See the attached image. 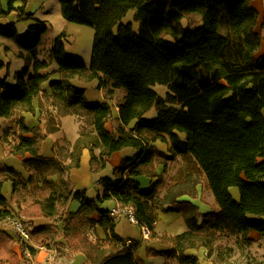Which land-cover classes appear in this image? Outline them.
Segmentation results:
<instances>
[{"label":"trees","instance_id":"16d2710c","mask_svg":"<svg viewBox=\"0 0 264 264\" xmlns=\"http://www.w3.org/2000/svg\"><path fill=\"white\" fill-rule=\"evenodd\" d=\"M16 1L7 0L8 11L17 9L21 17L31 19V14L13 6ZM58 2L65 20L94 28L89 66L66 53L64 33L54 38L49 49V57L61 74L60 79L49 81L51 97L65 110L64 114L83 112L90 124V132L80 131L73 144L71 164L67 167L79 166L85 147L92 161L96 160L101 167L116 151L129 147L136 150L134 156L124 158L114 169V182L110 178L101 179L103 191L95 199L88 198L83 191L70 189V200L79 201L78 208L62 219L63 234L71 249L83 254L91 264H143L137 253L138 244L126 245L115 232L116 220L108 210L98 207L106 199L133 208L139 226L146 227L152 237L156 236L154 226L160 211L181 214L187 229L171 237L161 236L172 247L146 252L151 256L175 257L178 264H199L195 256L186 255L185 251L199 248L211 251L218 231L240 236L244 241H250L249 231L264 235V54L255 56L262 39L256 30L259 13L252 0ZM131 9L135 10L137 31L131 21L122 22ZM184 13H198L202 25L181 26ZM32 20L24 37L18 35L15 23L0 22V37L12 40L20 56L26 52L25 65L16 71L14 85L0 76V117H10L17 107L33 113L32 102L48 79L47 74L39 72L48 62L36 57V48L48 26L43 20ZM222 26L227 30L225 34L221 33ZM165 31H169L171 39L160 36ZM3 49L8 51L9 47ZM4 66L0 59V70ZM87 72L89 79L105 78L110 82L106 95L116 89L125 91L123 101L117 104L120 125L115 132L105 125L113 109L107 99L110 96L102 102L89 103L84 89L71 82V78ZM160 85L166 89L164 95L156 91ZM153 107L156 115L145 117ZM19 126L16 154L29 152L35 161H55L39 157L44 136L35 133L24 136L32 130L23 118L19 119ZM156 140L168 143L169 157L151 145ZM94 148L99 149L98 154ZM156 155L181 156L185 161V170L172 178L160 198L157 196L162 182L160 172L141 169ZM32 159L25 161L33 162ZM40 171V181L54 186L56 182L48 179L54 172ZM145 173L151 178L148 188H142L136 179ZM201 178L219 207L216 211L200 214L190 201L178 200L183 195L195 197V187ZM1 186L2 181L0 222L12 217L5 207ZM232 187L239 191V198L233 197ZM63 197L64 194L51 190L43 201H35L18 214L51 219ZM52 226L34 227L28 230V235L42 241L44 234L50 237ZM96 227L105 232L104 239L93 241L89 237V231L96 233ZM24 246L33 251L21 236L0 231V264H18L14 249Z\"/></svg>","mask_w":264,"mask_h":264},{"label":"crops","instance_id":"0c3cea01","mask_svg":"<svg viewBox=\"0 0 264 264\" xmlns=\"http://www.w3.org/2000/svg\"><path fill=\"white\" fill-rule=\"evenodd\" d=\"M39 1L42 2V4L46 2V0H39ZM27 4H28V0H18L15 3H13V6L15 8L21 7L26 14H31V19H24V17H21L17 9L8 11L7 0H0V22L15 23L18 35L20 37H24L28 25L33 21L32 19H40L47 22L45 18L38 17L36 15V11L30 10ZM252 5L258 10V8L254 3V0H252ZM42 39H43V35L36 48L37 51L36 57L38 60H46L48 62V66L46 68L39 70L41 74H47L48 79H46L42 83V91L32 102L34 112L31 113L28 111H24L21 107H17L10 117H0V181H2L1 193L6 198L5 207L11 211L12 216L14 215L13 211L18 212L19 210L27 208L35 201H39V200L43 201L51 191V189L48 191L47 184L40 181L39 177H38L39 179H37L38 181H36V176L39 175V173L41 172L39 167H37L36 163L32 164L31 161L29 162L25 161L26 159H32L33 158L32 155L29 152H25L23 155L16 154L14 152L15 150L14 145L17 144L19 141V134H20L19 119L23 118L26 126L32 130V132L24 133V136H33V133L39 136H44V139L41 142V148L39 153V157L42 158H54L55 160V158L59 156V153L61 151V150L58 151V147H60L62 142L64 141L66 142L67 147H70L66 155V161H68L67 163L71 162L72 160L71 152L73 149V144L79 137V125L76 122L77 120L76 116L72 114L60 116L59 122L58 124H56V128H57L56 131L48 132L47 130V121H46L47 117L51 118L49 121H52L53 117H57L56 109L58 106L57 102H55L51 97V90L49 89L48 84L50 80L60 79L61 74L59 72L56 62L54 60H51L49 57V49L51 48L52 43L49 46L47 47L44 46L42 48L43 57H40L39 47L41 46ZM0 41H4V42H0V47L1 46L2 48L3 46L10 47L8 51H4L5 57L7 58L8 52L12 51V46H11L12 44H10V42L5 38H0ZM2 43H4L5 45H3ZM15 49H16L15 53H17L18 56L17 58L21 60V64H22L21 66L24 67L25 65L24 56L26 55V52H23V55L20 56L19 48L17 47ZM260 49H261V45L258 48V50L255 52L256 57L264 54V49L261 50ZM3 61L8 69V66L10 65L11 62L8 61L7 59H4ZM23 67H21L20 70H22ZM87 75L88 72L85 73L84 75L75 76L71 78L72 84L78 88L84 89L85 96L87 89L93 90L96 88L98 89L99 92L100 102L106 100V97H104V91L108 87H110V82H108L105 78L89 79ZM118 91H121L122 97L120 98L119 102L114 103L113 98L115 93ZM164 93L161 95H164ZM109 96L110 98L107 99L113 108L111 114L112 117L110 116L107 119L105 125L110 131L115 132L116 128L120 125V122L117 118L118 116L117 104L123 101V98L125 96V91L123 89H116ZM109 121L110 122L113 121L114 128L109 126L108 123ZM132 125L133 123L128 125L126 129H128ZM41 127L43 128V131L42 133H39V129ZM14 133L17 135V140L13 139L15 138ZM151 145L157 151L162 152L164 156H170V152L168 150V143L161 140H156V141H152ZM98 152L99 149L94 148V153L98 154ZM135 154H136V150L133 148L129 147V148L121 149L120 151H116L112 153L111 156L107 158L105 165L101 167L102 165L98 163L96 160L92 161L89 149L86 147L83 148L79 158V166L68 167L66 169V173L68 176L67 179L70 185V189L73 191H83V193L88 198L95 199L103 191V183L101 182V179L110 178L112 182H114L116 180V176L113 173L114 169L120 165L121 161L124 158L132 157ZM176 157L180 158L181 156L167 158L156 155L150 164L141 166V169L145 172L154 171L158 173L159 170L158 168L155 167L158 161L163 159L169 161ZM180 159H182V157ZM32 161H35L34 158L32 159ZM183 161L184 160H182V163ZM164 165L165 164H163L162 166V170L164 168ZM180 169L181 168L178 169L176 175H178L180 172L185 170V161H184V170H180ZM165 171H166V167H165ZM46 172H51V171H46ZM56 173L57 172H54L52 173V175L48 177L50 182H56L55 180ZM172 177L173 176H170V179ZM136 179L138 180L142 188L149 187L151 178H149L146 175V173L145 175H139L138 177H136ZM12 180L15 181L14 185L12 183L13 182ZM167 187L168 186L163 188V178H162V182L158 185L157 188V196L159 198L164 195ZM201 188H205V187L201 185L198 186V196L196 198L193 199L190 198L188 195H183L179 197L178 200L190 201L191 203H193L198 207L200 214L212 210L214 211L218 210V206L214 202V197L211 192H210L211 199L212 202H214L213 205H208L201 201L200 198ZM160 189H164V191L162 194L159 195ZM208 190L210 191V189ZM232 195L234 198L236 199L238 198V192L237 195L232 192ZM118 204L120 203H118L114 199H106L99 202L98 207L101 210L110 211L113 207L117 206ZM78 206H79V201L69 200L68 207H70V209H74L75 211L78 208ZM172 215H175L174 216L175 218L172 219L173 224L175 223L177 224L178 222L181 221V219L179 221V219L177 218V215L178 217H181V215L178 213L167 214V215H164L161 212L158 213V220L154 226V232L156 236L153 237L152 235H149L150 237L149 236L144 237L141 231V227L138 224L131 223L126 216L121 214L117 216H113V218L116 220L115 232L117 235H119L121 238L125 240L126 245H129L131 243L138 244L137 253L142 259L143 264H178L175 257L172 256L168 257L162 255L151 256L146 253L147 250L160 251L171 248L172 245L163 241L161 239V236L176 235L187 229L186 226L183 227V223L181 221V225H177V230H182V231H177V230L175 231L168 222V219H171V217H173ZM20 217L23 219V222L27 226L24 228L27 234H28V230H31L34 227H39L43 225H53L51 227L53 229L52 232L53 236L49 237L48 234L46 233L44 234V238L42 239V241H36L35 239L30 238L29 235L28 238H24L19 232H16L14 230L13 224L15 220L13 217L1 221L0 231H7L8 233L15 236L21 235V237H23L22 239L24 240L25 244L33 248V251H29L25 246L22 249H20L19 247H15L14 251L19 258L18 264H91L88 260H86L83 254L75 252L71 249L68 239L63 234L62 219H56L55 216L51 219L43 218V217L40 218H26L24 216L23 217L20 216ZM160 220H162L164 223L165 220H167L166 225L159 226L158 223ZM198 220L199 222H201V217H199ZM10 224L13 228L10 227ZM138 229L140 232H138ZM88 234L92 235V237H94L93 239L101 240L105 238V232L100 227H96V233L89 231ZM247 237L252 240V243H254L256 240L263 238L264 236L258 234L255 231H249ZM104 247L106 246L104 245ZM185 254L195 256L199 264H226L225 263L226 260L232 262L230 258L222 255H219V257L220 259L224 257L223 261L213 262V260H211L212 257L211 259L208 258V250L206 248L188 249L187 251H185ZM249 260H251V258H249ZM241 262L248 264L246 263V261H241Z\"/></svg>","mask_w":264,"mask_h":264},{"label":"rangeland","instance_id":"374dc122","mask_svg":"<svg viewBox=\"0 0 264 264\" xmlns=\"http://www.w3.org/2000/svg\"><path fill=\"white\" fill-rule=\"evenodd\" d=\"M254 3L259 10V18H258V24H257L256 30L259 32V35L262 39L261 49H264V0H254ZM27 6L29 7L30 10L36 11V15L38 17L45 18L47 20L46 23H47L48 29L43 34L42 43H41V46L39 47L40 57H43L42 48L44 46L46 47L49 46L57 35H59L60 33H65L66 38L64 40V46H65L66 53L69 56L79 58L81 61H83L86 64V66L90 65L91 58H92L93 37H94L93 27L89 25L79 24V23L70 22V21L65 20L61 15L60 4L58 0H46L44 4H42V2H40L39 0H28ZM134 14H135V10L131 9L124 16V18L122 19V22L125 23V22L131 21L133 23L134 30L137 31L138 23H136L133 19ZM201 25H202V18L198 13H184L183 18L181 19V26L183 27L194 28V27H199ZM226 32H227L226 28L222 26L221 33L225 34ZM160 36L166 39H171L169 31L161 32ZM7 40L10 42V44H12L11 45L12 51L8 52L7 54L8 57L6 58L4 54V49L1 46L0 47V59L2 60L7 59L11 63L8 66V69H7V66L5 65L0 70V76L6 77V81L14 85L15 84V73L16 71L20 70L21 67L23 66H21L22 65L21 60L17 58L18 57L17 53H15V50H16L15 48H17V46L13 43L12 40H9V39ZM0 42H4V41H0ZM2 44L5 45L4 43ZM156 89H157L156 91L160 94H163L165 91V88L161 85L157 86ZM108 96L109 95H106L104 91V97H108ZM121 97H122L121 91L116 92L113 98L114 103L119 102ZM86 99L89 103L100 102L98 89L96 88L93 90L87 89ZM64 112H65L64 109H62L60 106H57V109H56L57 117H53L52 121H49L51 118L47 117V120H46L47 130L49 129L53 131L57 130L56 124H58L60 116L69 114V113L64 114ZM72 115L76 116V119H77L76 122L79 125V134H80V131L85 132V133L90 132V124L88 121L89 118L83 112H79V114L75 113ZM155 115H156V108L153 107L145 114V117L151 118V117H154ZM108 123L110 127L114 128L113 121L111 122L109 121ZM42 131H43V128L41 127L39 129V133H42ZM14 135H15V138L13 139L17 140V135L15 133ZM85 137L89 139L88 136H85ZM15 146L16 144L14 145V148ZM69 149L70 147H67L66 142L63 141L61 146L58 147V151L60 150L61 151L59 153V156L55 158V161L47 162V163L38 162V161L31 162L32 164L36 163V165L40 169H44V170L51 171V172H57L55 176L56 183L54 184V186H50L47 184L48 191L51 189V190H55L57 193L64 194V197L61 199L62 205L61 204L58 205V211L56 213L57 216L55 215L56 219L67 218V216L70 215V212L74 211V209H70V207H68V202L72 196V191H70V185L68 183V179H67L68 176L66 173V169L68 168L67 166L71 164L70 162L67 163L68 161H66V155ZM180 158L176 157L169 161L166 159H163L156 163L155 167L158 168L161 174V177L163 178V188L171 184L172 178L174 177V175H176L179 168H181L180 170H184V161L182 163L183 159H180ZM163 164H165V167H166L165 172L162 171ZM60 170L62 171L60 172ZM170 176H173V177L170 179ZM38 177L39 176L37 175L36 181H38L37 180L39 179ZM199 185L205 187V188H201V195H200L201 201L205 204L213 205L214 202H212V199H211V193H210L211 191L208 190L209 188L205 180H203L202 178L200 179L199 183H197L195 187L196 195L195 197H193V199L198 196V186ZM231 190L236 195H237V192H239L237 191L236 187H232ZM163 191L164 189H160L159 195L162 194ZM13 212H14V215L12 217L15 220L13 227L16 232H19L17 229H15L16 223H20L23 228L27 226L23 222V219L20 217L18 212L16 211H13ZM161 213H163L164 215L176 214L175 212L174 213L173 212H161ZM172 216L173 217H171V219H168V222L175 231L177 230V225H181V221L183 223V227L186 226L183 217L182 216L178 217V215H177V218L179 219V221L181 219V221L178 222L177 224L176 223L173 224L172 219L175 218L174 217L175 215H172ZM166 223H167V220H165V223L162 220H160L158 224L159 226H162V225H166ZM10 227L13 228L11 224H10ZM177 231H182V230H177ZM138 232H140L139 229H138ZM149 235L150 234H148L147 236ZM50 236H53L51 232H50ZM163 236H166V235H163ZM171 236L173 235L166 236V237H171ZM89 237L93 241L99 240V239H93L94 237H92V235H89ZM212 246L213 247L211 251L208 252V258L211 259L212 257L211 260H213V262L223 261L224 257H222L221 259L219 257V255H222V256H227L228 258L232 260V262L226 260L225 261L226 264H245L241 261H246V263L248 264H264V237L252 243L251 239L250 241H244L241 239L240 236H227L223 232L218 231L217 237L214 239ZM249 258H251V260H249Z\"/></svg>","mask_w":264,"mask_h":264},{"label":"built area","instance_id":"2783aa9c","mask_svg":"<svg viewBox=\"0 0 264 264\" xmlns=\"http://www.w3.org/2000/svg\"><path fill=\"white\" fill-rule=\"evenodd\" d=\"M111 216H117V215H124L127 217V219L134 224H138V219L134 213L133 208L129 207V206H124L121 204H118L117 206L113 207L110 211H109ZM16 229L19 231V233L24 237V238H28V234L27 232L24 230V228L22 227V225L20 223H16L15 224ZM141 227V231L142 234L144 235V237H146L149 234V231L146 229V227L144 226H140Z\"/></svg>","mask_w":264,"mask_h":264}]
</instances>
